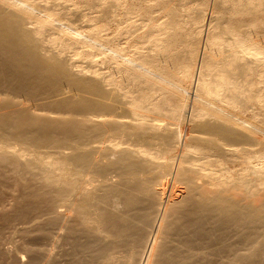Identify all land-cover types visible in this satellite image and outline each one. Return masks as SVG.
I'll return each instance as SVG.
<instances>
[{"label":"bare ground","instance_id":"1","mask_svg":"<svg viewBox=\"0 0 264 264\" xmlns=\"http://www.w3.org/2000/svg\"><path fill=\"white\" fill-rule=\"evenodd\" d=\"M82 1L0 0L24 264H264V0Z\"/></svg>","mask_w":264,"mask_h":264},{"label":"rangeland","instance_id":"2","mask_svg":"<svg viewBox=\"0 0 264 264\" xmlns=\"http://www.w3.org/2000/svg\"><path fill=\"white\" fill-rule=\"evenodd\" d=\"M74 1L76 2V0H74ZM78 1H81V2H78ZM76 3L80 6L84 5L82 7H87L86 5H88V3L86 1H82V0H77ZM90 19H92V17H90ZM261 40H264L263 36L256 38V41H258L260 45L262 43ZM190 95L192 97H190V98L188 97V98L193 100V95L192 94H190ZM190 95L188 94V96H190ZM203 103L207 104V102H203ZM214 104L218 105L217 103H214ZM250 104H251L250 109L248 111H246V113H243L241 117L247 118V120L252 124L253 127L251 126V128H252L253 134L255 133V135L264 139V124L261 122L264 119V102L252 100ZM227 107L230 108V106H228V105H227ZM224 108L229 112L231 111L230 109H228L226 107H224ZM256 127L259 128L261 131H256ZM251 160L254 164H257V160L255 158H251ZM242 165H243L242 163L239 165L235 164L234 168L236 167L237 169H240V166H241V168H243L244 165L243 166ZM179 188L180 187H177V189H179ZM14 194H15V192H13L10 188L4 187V188L0 189V264H14V263L17 264L15 261L16 260L15 256L19 255V253H20V255L22 254V256H24L23 258L25 259L24 262H22L21 264L27 263L26 260L29 258V255L34 252L33 249L36 247L34 245H36L38 242H39L38 245L39 244L41 245V243L44 242L42 239L39 240L40 237H37V236H39L38 235L39 233L36 230V228L34 229L31 227L32 228L31 229L29 227V228H27V230H24V231L20 230V228L18 229V226L20 225V221H21V224H23V225H28V223L24 224V221L22 223V220H19V222H18V219L17 220L7 219V218H9L8 216L10 215V213L13 212L12 210H15V209H13V207L14 206L16 207L15 200H14ZM9 211H11V212L9 213ZM3 214H5V215H3ZM6 215H8V216H6ZM5 216L7 218H4ZM28 229H30V230H28ZM32 234H34V235H32ZM59 240H60V244H61V242H63V243H67L68 245H70L68 242H65L66 240L64 241L62 238ZM34 241L37 243H35ZM31 244L34 247H32ZM29 246L33 248V249H31L33 252H31V250L27 249V247H29ZM65 246L61 247V248H63V250L64 249L66 250L67 246L66 247ZM23 247H25V248L23 249ZM67 248L71 249L70 246H68ZM70 249H68L66 251L64 250L65 253L69 252ZM26 250H28V251H26ZM66 261H70V263H67V262L63 263L62 262L59 264H74L73 260L71 261L70 258L66 259Z\"/></svg>","mask_w":264,"mask_h":264}]
</instances>
